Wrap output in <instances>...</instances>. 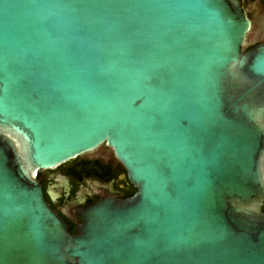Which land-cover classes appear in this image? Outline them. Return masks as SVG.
<instances>
[{
    "label": "water",
    "instance_id": "95a60500",
    "mask_svg": "<svg viewBox=\"0 0 264 264\" xmlns=\"http://www.w3.org/2000/svg\"><path fill=\"white\" fill-rule=\"evenodd\" d=\"M240 0H0V264H264V43ZM104 144L136 189L72 233L37 180Z\"/></svg>",
    "mask_w": 264,
    "mask_h": 264
},
{
    "label": "flooded vegetation",
    "instance_id": "af4514ba",
    "mask_svg": "<svg viewBox=\"0 0 264 264\" xmlns=\"http://www.w3.org/2000/svg\"><path fill=\"white\" fill-rule=\"evenodd\" d=\"M240 2L251 23L244 47L247 50L264 43V0ZM37 180L45 201L72 233L82 222L79 210L105 198H129L136 191L124 166L104 144L53 169L39 171Z\"/></svg>",
    "mask_w": 264,
    "mask_h": 264
},
{
    "label": "snow or ice",
    "instance_id": "6c2138e0",
    "mask_svg": "<svg viewBox=\"0 0 264 264\" xmlns=\"http://www.w3.org/2000/svg\"><path fill=\"white\" fill-rule=\"evenodd\" d=\"M260 112L264 113V108L260 109Z\"/></svg>",
    "mask_w": 264,
    "mask_h": 264
},
{
    "label": "trees",
    "instance_id": "16d2710c",
    "mask_svg": "<svg viewBox=\"0 0 264 264\" xmlns=\"http://www.w3.org/2000/svg\"><path fill=\"white\" fill-rule=\"evenodd\" d=\"M263 212H264V207L262 208Z\"/></svg>",
    "mask_w": 264,
    "mask_h": 264
}]
</instances>
